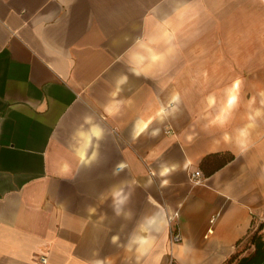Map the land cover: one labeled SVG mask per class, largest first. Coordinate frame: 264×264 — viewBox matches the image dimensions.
<instances>
[{"label": "crops", "instance_id": "obj_1", "mask_svg": "<svg viewBox=\"0 0 264 264\" xmlns=\"http://www.w3.org/2000/svg\"><path fill=\"white\" fill-rule=\"evenodd\" d=\"M185 4L199 13L195 26L185 27L199 35L176 65V83L161 92L118 60L131 40L120 47L112 41L151 31L154 17L178 23L175 10ZM205 72L206 79L193 85V76ZM121 73L129 77L121 97L134 100V107L108 119L102 106ZM237 79L245 99L264 89V0H0V264H43V256L46 264L108 258L125 264L124 249L111 237L119 234L125 243L137 219L160 205L179 213L182 236L180 243H171L170 234L161 242L162 264H227L250 230L264 222V125L254 134L260 137L256 147L237 157L215 145L195 121L203 98L215 92L222 100L223 89ZM174 88L188 90V107L171 122V133L133 143L135 119L150 116ZM45 98L47 107L38 112ZM14 104L19 107L12 110ZM85 115L112 135L102 142L98 163L72 179L60 178L59 162L72 160V136ZM242 123L238 115L235 125ZM217 153L234 159L210 173L213 163L204 160ZM124 160L130 170L114 177L113 168ZM165 163L180 168L160 177ZM197 170L204 184L191 181ZM133 178L140 185L129 205L135 217L115 219L111 200L100 204V194ZM148 179L151 187H145ZM163 180L170 181L167 187H161ZM90 206L98 209L93 221L107 214L103 225L87 224Z\"/></svg>", "mask_w": 264, "mask_h": 264}, {"label": "clouds", "instance_id": "obj_2", "mask_svg": "<svg viewBox=\"0 0 264 264\" xmlns=\"http://www.w3.org/2000/svg\"><path fill=\"white\" fill-rule=\"evenodd\" d=\"M155 11V9H153ZM199 13L191 5L185 4L175 10L178 23H170L172 17L165 20H157L151 31L142 30V35L132 37L128 33H123L118 39L112 41L113 47H120L131 40L130 45L118 56V60L123 61L127 70L137 78L155 82L161 92L166 91L171 85L176 83V76L173 75L176 65L184 55V49L188 46V41L195 39L199 33L186 29V25L194 27L193 22ZM199 77L206 79L207 73H197L192 78V84L198 82ZM129 83L127 74L121 73L115 78L114 87L108 93V100L102 106L106 118L116 119L132 110L134 100L121 97V93ZM23 87V85H21ZM188 90L173 89L166 101H158L155 110L147 118L138 116L132 124L131 140L133 143L141 137L147 135L150 138H157L162 132L171 133L175 121L183 110L188 107ZM203 107L196 117V123L200 126V131L214 137L213 143L217 146H224L233 153L234 156L244 157L252 151L260 138L257 130L264 125V89L258 90L250 98L245 99L243 91V81L237 79L223 89V99L220 100L215 92L206 95L202 102ZM12 110L18 105H12ZM47 107V98L37 107L38 112H44ZM241 110H243L241 112ZM241 121L240 125H235L237 116ZM2 122V121H0ZM156 125V126H153ZM112 135L102 123L98 122L94 116L85 115L82 123L72 136V160L63 159L59 162L56 175L60 178L72 179L82 168H91L98 163L101 156V144L106 138ZM188 136V139H193ZM173 140L178 137L173 136ZM74 161V163H73ZM180 168V165L165 163L160 165L159 176L168 177ZM129 169L126 160L115 165L112 175L119 176L120 173ZM157 173L154 171L153 175ZM264 179V177H261ZM154 181L148 179L145 187H151ZM170 183L163 180L161 187H167ZM137 179L122 180L113 184L105 193H101L99 203L104 204L109 199L115 219H122L130 222L134 219L135 213L129 207L135 189L139 187ZM149 202L155 206L151 199ZM88 223L93 226L103 225L108 219L107 214L101 213L96 221L92 216L97 214V207H89ZM176 217L163 205L154 208L153 211L142 215L137 219L132 231L127 235L126 242L120 244L119 234L111 237V243L124 249L125 264H162L163 256L160 254L161 242L169 239V234ZM127 224H121V232ZM111 231L110 228L106 229ZM91 264H113L108 259H94Z\"/></svg>", "mask_w": 264, "mask_h": 264}, {"label": "trees", "instance_id": "obj_3", "mask_svg": "<svg viewBox=\"0 0 264 264\" xmlns=\"http://www.w3.org/2000/svg\"><path fill=\"white\" fill-rule=\"evenodd\" d=\"M234 156L227 153H217L206 160L204 163L209 164L212 161L210 167V173L215 172L219 168L232 161ZM264 222H261L257 227L250 230L246 239V246L244 248L239 247L238 251L232 255L227 264H264ZM244 242V243H245ZM243 243V244H244ZM242 244V245H243ZM241 245V246H242ZM254 247L255 250L252 254L240 257L247 249Z\"/></svg>", "mask_w": 264, "mask_h": 264}, {"label": "built area", "instance_id": "obj_4", "mask_svg": "<svg viewBox=\"0 0 264 264\" xmlns=\"http://www.w3.org/2000/svg\"><path fill=\"white\" fill-rule=\"evenodd\" d=\"M190 179L195 185L204 184L205 180H206V178H205V176L201 170H197V171L193 172L190 176ZM173 216L176 217V219L174 220L173 225H172V229L170 231V241H171V243L175 244V243H180L182 241V236L180 234L179 229L177 228V220L179 218V213L175 212L173 214ZM215 220H216V218H212L210 220V223H214ZM41 262L43 264H46L47 258L44 256L41 257Z\"/></svg>", "mask_w": 264, "mask_h": 264}, {"label": "rangeland", "instance_id": "obj_5", "mask_svg": "<svg viewBox=\"0 0 264 264\" xmlns=\"http://www.w3.org/2000/svg\"><path fill=\"white\" fill-rule=\"evenodd\" d=\"M258 225H256L255 227H257ZM246 246V242L241 246V248H244Z\"/></svg>", "mask_w": 264, "mask_h": 264}]
</instances>
